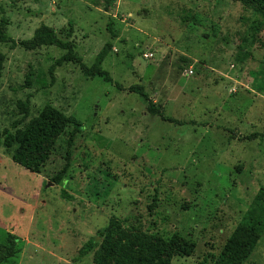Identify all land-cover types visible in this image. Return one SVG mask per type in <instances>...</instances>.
Returning <instances> with one entry per match:
<instances>
[{
  "label": "rangeland",
  "instance_id": "374dc122",
  "mask_svg": "<svg viewBox=\"0 0 264 264\" xmlns=\"http://www.w3.org/2000/svg\"><path fill=\"white\" fill-rule=\"evenodd\" d=\"M2 17L17 40L54 27L89 67L107 48L112 78L71 61L43 88L66 51L0 43V242L18 237L3 264H94L79 251L91 237L95 250L107 236L115 245L121 232H109L111 222L133 241L177 233L194 245L171 264H213L264 192V15L241 0H0ZM46 104L83 124L60 184L51 178L73 126L42 174L4 145L6 129L25 127ZM244 264H264V233Z\"/></svg>",
  "mask_w": 264,
  "mask_h": 264
},
{
  "label": "trees",
  "instance_id": "16d2710c",
  "mask_svg": "<svg viewBox=\"0 0 264 264\" xmlns=\"http://www.w3.org/2000/svg\"><path fill=\"white\" fill-rule=\"evenodd\" d=\"M112 2L113 0H108ZM245 5L256 8L264 15V0H241ZM72 26L73 23L70 22ZM9 21L6 17L0 19V43L10 44L11 49L22 46L26 49H35L42 46H57L65 50V54L54 60L49 67L51 81L44 82L43 88L53 85L55 69L66 62L76 61L81 65L83 73L87 76L102 77L106 82L112 81L109 72L102 67L106 57V49L103 48L96 57L92 66H87L82 58L75 51L74 41L63 40L58 36L54 27L42 24L35 31L30 39L17 40L8 34ZM71 36L72 30L68 31ZM6 59L5 53L0 51V79ZM136 92L144 94L140 85L132 86ZM153 113H159L154 106ZM166 120L175 121L170 117ZM19 123L13 127L16 129L5 130L4 145L12 148L17 145L12 153V159L21 167L29 171L42 174L49 162L55 142L67 133L70 126H73L67 141V152L65 163L51 178V181L60 184L66 177L71 166V151L74 146L76 135L83 132L82 122L74 115H67L51 104H46L39 114L22 128ZM61 196L64 199H71L66 190H62ZM120 230L121 234L115 245L109 243L108 236L105 237L102 246L95 250L98 237H91L80 249L79 257L94 254V264H171L175 255L191 256L194 245L187 242L183 237L175 233L170 239H161L155 235L140 234L132 240L128 231L116 227L111 222L108 231ZM264 233V192L261 191L254 199L250 209L245 213L241 222L236 226L232 234L223 245L219 254L215 257L213 264H244L256 249ZM18 237L8 233L6 242H0V264L7 262L18 252Z\"/></svg>",
  "mask_w": 264,
  "mask_h": 264
},
{
  "label": "built area",
  "instance_id": "2783aa9c",
  "mask_svg": "<svg viewBox=\"0 0 264 264\" xmlns=\"http://www.w3.org/2000/svg\"><path fill=\"white\" fill-rule=\"evenodd\" d=\"M147 57V55H145ZM192 72V70H190Z\"/></svg>",
  "mask_w": 264,
  "mask_h": 264
}]
</instances>
